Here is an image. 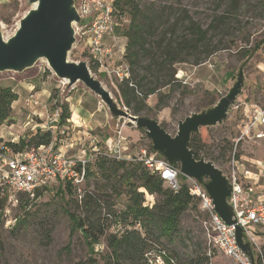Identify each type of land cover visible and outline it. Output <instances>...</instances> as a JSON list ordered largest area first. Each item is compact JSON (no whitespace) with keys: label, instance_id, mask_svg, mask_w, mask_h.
Masks as SVG:
<instances>
[{"label":"rangeland","instance_id":"rangeland-1","mask_svg":"<svg viewBox=\"0 0 264 264\" xmlns=\"http://www.w3.org/2000/svg\"><path fill=\"white\" fill-rule=\"evenodd\" d=\"M144 1L164 5L174 4L171 0ZM230 2L231 0H182V6L196 21L207 28L215 16L230 10ZM32 4L33 0H0V32L5 38L16 31L18 23L31 9ZM115 13L114 32L108 34L105 40L106 47L111 50V54L105 59L111 73L107 74L101 69L95 73L90 70L121 106L117 92V85L121 81L118 73H125L128 67L125 61L127 41L120 33L128 28L129 16L127 14L122 16L119 6ZM239 15V20L245 26L244 31H240L239 26L235 24L228 27L229 33L239 37L237 45L231 50L217 53L199 67L180 65L177 78L185 80L182 85L190 93L181 95V91L177 92L170 107L158 113L146 114L163 125L170 135L175 136L180 121L193 113L211 108L209 107L211 103L215 105L228 94L237 81L240 71L243 70L245 83L235 104L240 106L239 110L232 107L223 124L201 128L199 132L203 142L207 143V148H211L212 151H215L218 146H224L225 142L233 147L232 153H229L230 159L214 164L219 170L226 172L234 152L241 169L244 167L250 169L251 161L260 162L264 158L263 149H259L253 142L241 141L238 145L236 144L240 136V123L245 108L248 110L253 104L264 103V45L244 67L242 66L245 51L264 40V0H242ZM244 37H250L249 43L242 42ZM113 38H116V41ZM86 43V40L77 37L69 54L70 61L83 62L88 59L90 55ZM69 84L59 79L43 60L24 72L0 73V89L10 88L18 95V100L12 105L10 119L0 127V146L7 143H19L22 139L28 140L31 135L38 132L51 131L55 151L61 152L68 158L76 159L83 155L93 156L96 148L104 151L107 139L116 140L119 132L122 133L127 128L138 131L139 140L134 142L128 138L130 143L127 144L124 154L130 159L143 157L142 151L148 150V147L152 145L145 133L124 119L112 116L108 107L82 82L71 87ZM167 92L168 89H165L164 93ZM83 95H85L83 104L86 103L90 108L94 114L93 119L100 121L101 128L85 125L73 128L70 122L72 114L69 120L61 122L62 109L56 106L57 103L69 104L72 113L74 104ZM31 96L34 98L32 99ZM155 99L150 97L148 104L154 106ZM35 100L38 105L34 104ZM95 163L93 161L89 165V171L93 176L92 174L87 176L81 193L82 197L86 193L98 192L104 185L96 175ZM179 181L188 186L191 185L190 179L179 178ZM166 187L171 188L168 183ZM65 188L66 185L62 182L47 184L38 189L33 198L19 195L18 201H8L7 208L1 216L3 224L0 226V241L3 242L4 248L0 256V264H77L80 262L89 264L90 260H95L97 264H104L107 253L105 238L90 245L81 231H76L72 235L74 226L65 212L67 207L65 203H70L69 210L76 211L77 203H81L82 198L76 191L70 196ZM145 199L146 206L152 207L155 204L154 196L145 193ZM114 205V211H117L118 217L113 221L108 234L120 237L128 228L143 231L139 224H133V218L130 215H127L126 222H123L122 217L125 215L127 205L125 196L117 199ZM181 228L182 237L186 238L182 244L183 247L180 248L181 251L179 250L181 258L186 257L187 253L199 246L211 256L213 264H235L215 246L209 215L201 208L198 211L192 210L186 213L181 220ZM168 248V250L175 249L174 246ZM256 250L264 255V237L259 240V247H256ZM158 258L162 262L165 260L164 256Z\"/></svg>","mask_w":264,"mask_h":264},{"label":"trees","instance_id":"trees-1","mask_svg":"<svg viewBox=\"0 0 264 264\" xmlns=\"http://www.w3.org/2000/svg\"><path fill=\"white\" fill-rule=\"evenodd\" d=\"M171 1L174 4L164 5L144 0L116 2V8L120 7L121 15L129 16L128 28L120 33L127 41L125 61L128 74L117 85V92L121 105L134 116L149 118L147 113H158L170 107L177 92L181 91V95L190 93L183 87V81L177 78L178 67L183 64L199 67L217 53L231 50L240 39L229 33L228 27L235 24L239 26L240 31L245 29L239 20L242 0H231L230 10L215 16L207 28L182 6V0ZM249 39L250 37H244L242 42L249 43ZM263 45L264 40L245 51L243 67ZM90 69L94 73L98 72L100 65H91ZM165 89H168L167 93H164ZM150 97L156 98L154 106L148 104ZM17 100L18 95L12 89H0V127L10 119L12 105ZM213 105L214 103H211L209 107ZM56 106L62 109V123L71 118L69 104L57 103ZM137 129L145 133L144 129ZM52 142L51 131L38 132L28 140L4 144L0 146V151L8 147L11 152L18 154L25 149L49 146ZM189 148L197 160L205 159L213 164L230 159L229 153L233 151L230 143L226 142L215 151L208 149L200 133L192 136ZM146 152L148 155L156 153L152 145ZM158 156L162 157L159 154ZM95 162V174L104 185L98 192L86 193L81 203H77L76 211L69 210L70 203L66 202L65 212L74 226L72 235L81 231L90 245L100 242L102 238L106 239L107 253L104 264H153L159 256L165 257L163 264H213L211 256L199 246L187 253L186 257L180 256L179 250L181 251L180 248L186 239L182 237L181 220L186 213L198 211L200 208L199 199L191 193L187 184L179 181L177 190L166 187L167 182L160 174L147 167L143 157L117 160L101 152ZM172 166L180 169L179 163H173ZM89 169L88 177L92 174ZM179 178L187 179L181 174ZM142 189L143 191H140ZM65 190L72 196L74 189L71 185H67ZM145 193L155 197L152 207L145 205ZM123 196L127 199L123 222H126L127 215H130L133 224H139L143 231L128 228L118 237L108 234V230L118 217L117 211H114L115 201ZM7 203V196L3 195L0 189V226L3 224L1 216L7 208ZM170 246L175 249L168 250ZM3 248L4 244L0 241V256ZM186 248L189 249L188 246ZM89 264L97 262L90 260Z\"/></svg>","mask_w":264,"mask_h":264},{"label":"built area","instance_id":"built-area-1","mask_svg":"<svg viewBox=\"0 0 264 264\" xmlns=\"http://www.w3.org/2000/svg\"><path fill=\"white\" fill-rule=\"evenodd\" d=\"M116 2L117 0H75L81 18L80 24H74L75 36L76 39L79 37L86 40L89 47L90 56L85 62L89 68L91 65L99 64L100 69L107 74L111 72L106 66L105 59L111 54V50L106 47L105 40L115 29ZM113 40L116 41V38ZM127 72L128 69L125 73H118L120 80L127 76ZM34 104L38 105V102L35 100ZM234 108L239 110L240 106L235 105ZM242 115L240 136L236 144L241 141L253 142L264 151V103L253 104L248 110L245 108ZM123 141L122 133L119 132L116 140L106 142L104 151L96 148L93 156L83 155L76 159L55 151L53 144L25 149L18 154L4 147L0 151L1 192L7 196L9 202L18 201L19 195L33 198L41 187L62 182L66 186L71 185L82 198L81 193L89 165L101 152L117 160H131L124 154ZM142 154L145 164L151 171L160 174L171 189H179L180 169L174 168L157 153L148 155L146 151H142ZM251 162L250 169L245 167L241 169L234 152L227 172L221 170L232 189L228 203L235 213L234 225H228L223 221L215 211L212 198L201 184L190 180L189 186L191 193L199 199L200 208L209 215L215 246L235 264H264V255L256 250V247H259V240L264 237V158L260 162ZM237 228L242 229L243 242L249 244L252 257L239 246ZM157 260L154 264H163L161 259Z\"/></svg>","mask_w":264,"mask_h":264},{"label":"water","instance_id":"water-1","mask_svg":"<svg viewBox=\"0 0 264 264\" xmlns=\"http://www.w3.org/2000/svg\"><path fill=\"white\" fill-rule=\"evenodd\" d=\"M75 23H81L75 0H39L38 10L22 21L21 29L7 45L0 38V70L6 67L16 68L35 56L46 57L59 79L69 77L70 87L82 82L108 107L112 116L144 129L153 150L169 163H179L181 175L195 180L205 188L213 200L215 211L223 221L228 225L236 224L234 210L228 203L232 189L226 177L212 162L197 160L189 144L192 136L198 134L201 128L221 125L227 119L229 111L242 93L244 71H240L228 94L213 107L193 113L180 121L177 134L172 136L156 120L134 116L122 105L121 108L106 87L92 74L85 61L69 60V54L77 40ZM237 241L242 250L252 257L249 244L243 242L240 228H237Z\"/></svg>","mask_w":264,"mask_h":264},{"label":"crops","instance_id":"crops-1","mask_svg":"<svg viewBox=\"0 0 264 264\" xmlns=\"http://www.w3.org/2000/svg\"><path fill=\"white\" fill-rule=\"evenodd\" d=\"M84 101H85V95H83V97L82 96L79 97L76 103L74 104V108H72V118L70 122L71 124H73V128L81 127L83 125L93 126L95 128L97 127L101 128L102 125L100 121L93 119L94 114L91 112L90 108L86 105V103L83 104ZM122 137L124 140L123 146L126 148L127 144L130 143L128 138H131L132 141L137 142L139 140V133L138 131H134L126 128L122 131ZM107 140H112V138H109Z\"/></svg>","mask_w":264,"mask_h":264},{"label":"bare ground","instance_id":"bare-ground-1","mask_svg":"<svg viewBox=\"0 0 264 264\" xmlns=\"http://www.w3.org/2000/svg\"><path fill=\"white\" fill-rule=\"evenodd\" d=\"M38 6H39V0H34L31 9L21 19V21L18 23L16 31L10 37L5 38L4 34L0 32V38L3 40V42L6 45L16 36L18 31L21 29L22 21L27 19L32 13L36 12L38 10ZM40 60L45 61L47 63V65L50 67V69L53 71V73H55V71L50 66L47 58L44 56H35L34 58L30 59L26 63L19 65L16 68H11V67L3 68L0 70V73H2V72H15V73L16 72H24L28 69L33 68ZM63 81L68 83L70 81V78L69 77L63 78Z\"/></svg>","mask_w":264,"mask_h":264}]
</instances>
